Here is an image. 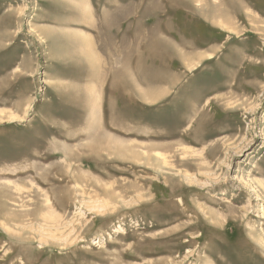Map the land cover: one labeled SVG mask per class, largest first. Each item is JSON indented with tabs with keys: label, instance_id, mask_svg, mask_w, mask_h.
I'll return each mask as SVG.
<instances>
[{
	"label": "rangeland",
	"instance_id": "obj_1",
	"mask_svg": "<svg viewBox=\"0 0 264 264\" xmlns=\"http://www.w3.org/2000/svg\"><path fill=\"white\" fill-rule=\"evenodd\" d=\"M183 1L0 0V264H264V0Z\"/></svg>",
	"mask_w": 264,
	"mask_h": 264
},
{
	"label": "bare ground",
	"instance_id": "obj_2",
	"mask_svg": "<svg viewBox=\"0 0 264 264\" xmlns=\"http://www.w3.org/2000/svg\"><path fill=\"white\" fill-rule=\"evenodd\" d=\"M182 1H183V0H182ZM190 1H191V0H190ZM190 1L188 0V3H189ZM194 1H196L197 3H201L202 0H194ZM194 1H193V2H194ZM204 1H205V0H204ZM222 1H223V0H222ZM251 1L253 2V0H251ZM53 2H54V1H53ZM53 2H52V3H53ZM57 2H58V1H57ZM183 2H185V1H183ZM186 3H187V0H186ZM194 3H195V2H194ZM226 3H227L228 5L230 4L231 7H232V5H233V4H232V0H228L227 2H226V0H225V4H226ZM203 4H204V3H203ZM203 4H202V5H203ZM206 4H207V3H206ZM208 4H209V3H208ZM227 4H226V5H227ZM53 5H54V4H53ZM183 5H184V4H183ZM200 5H201V4H200ZM209 5H210V4H209ZM223 5H224V4H223ZM83 6H84V5H83ZM206 6H207V5H205V7H206ZM210 6H213V5H210ZM221 6H222V5H221ZM238 6H239V5H238ZM240 6H241V5H240ZM240 6H239V7H240ZM51 7H52V6H51ZM84 7H85V9H86V13H87V14H90V13H93V12H94V11H93V12L90 11V10H92L93 7H91V5H90L89 2L86 3ZM177 7H178V6H177ZM187 7H188V6H187ZM197 7H198V6H197ZM205 7H204V8H205ZM222 7H223V6H222ZM224 7H226V6H224ZM224 7H223L221 10H219L220 14L228 11V10H226V8H225V11H223ZM228 7H229V6H228ZM188 8H189V7H188ZM194 8H195V7H194ZM208 8H210V7H208ZM191 9H192V8H191ZM200 9H201V8H200ZM210 9H213V7L210 8ZM227 9H228V8H227ZM192 10H193V9H192ZM208 10H209V9H208ZM208 10H207V11H208ZM215 10L217 11V7H216ZM229 10H230V9H229ZM190 13H191V12H190ZM201 13H202V12H201ZM203 13H204V12H203ZM211 13H212V12H211ZM211 13H210V14H211ZM216 13H217V12H216ZM207 14H209V13H207ZM210 14H209L208 17H210ZM212 14H213V13H212ZM220 14L218 13V15H220ZM227 14H228V12H227ZM238 14H239V13H238ZM243 14H244V13H243ZM200 15H201V14H200ZM229 15H230V14H229ZM211 16H212V15H211ZM220 16H221V15H220ZM222 16H223V15H222ZM231 16H232V15H231ZM46 17H47V16H46ZM202 17H203V16H202ZM208 17H207V18H208ZM211 18H212V17H211ZM213 18H214V15H213ZM42 19H43V18H42ZM85 19H86V18H85ZM126 19H127V18H126ZM208 19H210V18H208ZM220 19H221V18H220ZM220 19H219V22H217V23H219V24L222 23V22H220ZM223 19H224V18H223ZM223 19H222V20H223ZM225 19H226V18H225ZM225 19H224V20H225ZM229 19H230V18H229ZM214 20H215V19H214ZM214 20H212V22H213ZM216 20H217V18H216ZM53 22H54V21H53ZM114 22H115V21H114ZM209 22H210V21H209ZM231 22H232V21H231ZM253 22H254V21H253ZM59 23H60V22H59ZM214 23H216V22H214ZM214 23H213V24H214ZM229 23H230V22H229ZM213 24H212V25H213ZM219 24H217V25H219ZM223 24H224V23H223ZM226 24H227V21H226ZM93 26H94V25H93ZM221 26H223V25L221 24ZM217 27H218V26H217ZM34 29H35V28H34ZM91 29H92V28H91ZM230 29H231V28H230ZM89 30H90V29H89ZM37 31H38V30H37ZM39 32H40V31H39ZM34 34H35V33H34ZM37 34H38V33H37ZM39 34H41V33H39ZM48 34H50V32H47V31L44 32V35H47V36H48ZM2 35H3V34H2ZM158 35H159V34H158ZM158 35H157V36H158ZM2 37H3V36H2ZM78 37H79V36H78ZM80 38H81V37H80ZM41 42H42V41H41ZM82 45H83V43H82ZM90 45H91V44H90ZM185 45H186V44H185ZM175 46H176V45H175ZM185 47H187V46H185ZM188 48H189V46H188ZM193 49H194V48H193ZM177 50H178V49H177ZM173 51H174V50H173ZM179 51L181 52V50H179ZM180 52H179V53H180ZM187 52H188V51H187ZM175 53H176V52H175ZM177 53H178V52H177ZM183 54H185V53H183ZM199 54H200V53H199ZM186 55H187V54H186ZM197 55H198V54H197ZM197 55H196V56H197ZM179 56H180V55H179ZM198 56H199V55H198ZM198 56H197V57H198ZM182 57H183V56H182ZM182 57H180V58H182ZM193 57H195V56H193ZM199 57H200V56H199ZM200 58H201V57H200ZM179 60H181V59H179ZM182 60H183V59H182ZM194 60H197V59H194ZM187 61H188V60H187ZM184 62H185V61H184ZM195 63H197V62H194V65H196ZM182 64H183V61H182ZM184 64H185V63H184ZM184 64H183V65H184ZM187 64H188V63H187ZM124 65H125V64H124ZM138 66H139V65H138ZM191 66H193V65H191ZM126 67H127V66H126ZM186 67H187V66H186ZM139 68H140V67H139ZM130 69H131V68H130ZM149 69L152 70L151 67H150ZM141 70H142V69H141ZM144 71H145V70H144ZM146 72L149 73L148 71H146ZM130 73H131V72H130ZM143 73H144V72H143ZM145 74H146V73H145ZM148 75H150V73H149ZM145 78H146V77H145ZM145 78H144V79H145ZM148 78H149V80H151L149 76H148ZM142 80H143V79H142ZM145 81H146V80H145ZM147 81H148V80H147ZM168 81H170V80L167 79V82H168ZM154 82H155V81H154ZM154 82H153V83H154ZM148 84H149V83H148ZM217 87H219V86H217ZM165 90H166V89H165ZM230 91H231V90H230ZM173 93H174V92H173ZM144 95H145V94H144ZM159 97H160V96H159ZM166 98H167V97H166ZM143 99H144V98H143ZM146 101H147V100H146ZM149 103H152V102L150 101ZM160 105H161V104H160ZM145 107H146V106H145ZM142 108H143V107H142ZM131 112H132V110H131ZM187 119H188V118H187ZM100 120H101V119H100ZM185 122H186V121H185ZM120 128H121V127H120ZM156 133H157V132H156ZM122 142H123V141H122ZM118 143H119V142H118ZM124 144H125V143H124ZM124 144H123V145H124ZM209 147H210V146H209ZM116 149H117V148H116Z\"/></svg>",
	"mask_w": 264,
	"mask_h": 264
}]
</instances>
